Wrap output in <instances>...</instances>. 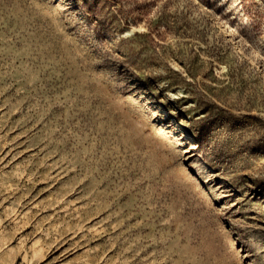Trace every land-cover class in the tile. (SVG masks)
Listing matches in <instances>:
<instances>
[{"label": "rangeland", "instance_id": "obj_1", "mask_svg": "<svg viewBox=\"0 0 264 264\" xmlns=\"http://www.w3.org/2000/svg\"><path fill=\"white\" fill-rule=\"evenodd\" d=\"M0 264H264V0H0Z\"/></svg>", "mask_w": 264, "mask_h": 264}]
</instances>
